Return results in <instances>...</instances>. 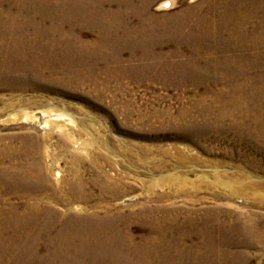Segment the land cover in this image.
Here are the masks:
<instances>
[{"label": "rangeland", "instance_id": "1", "mask_svg": "<svg viewBox=\"0 0 264 264\" xmlns=\"http://www.w3.org/2000/svg\"><path fill=\"white\" fill-rule=\"evenodd\" d=\"M0 264H264V0H0Z\"/></svg>", "mask_w": 264, "mask_h": 264}, {"label": "bare ground", "instance_id": "2", "mask_svg": "<svg viewBox=\"0 0 264 264\" xmlns=\"http://www.w3.org/2000/svg\"><path fill=\"white\" fill-rule=\"evenodd\" d=\"M34 151V150H33ZM97 168V173L94 175V178L92 180H89L90 182L96 183L97 184V190H98V194L94 195L93 198L96 201H99L100 203L99 206L101 207V202L104 200V197L107 196H111V197H116L119 195L120 193V177H118V175H113L111 176L109 174V172L106 169H103L101 167H96ZM44 172V169H43ZM44 179L45 182L47 180V175L44 172ZM183 182V181H182ZM85 183V182H84ZM83 181H81L80 175L79 173H77L76 175V180H70V181H63L64 185L66 186V191H62L63 194L62 196L64 197V208L62 210V214L63 215H70V214H78L81 215V217L79 218V220L83 221L86 220L85 216L83 215V213H90L85 206H76L78 208L77 213L74 212V208H75V202L82 199L83 198V192L82 190H84V184ZM46 185V183H45ZM64 187V186H63ZM54 190H56V188L53 186ZM84 188V189H83ZM37 192V193H36ZM36 192H34L33 197L35 196H42V193H40L38 191V189H36ZM90 195V194H89ZM32 197L27 198L28 200H30ZM35 201L33 202H29L30 204H35L38 203L39 197H35ZM49 200L46 203H50V201L53 200H59V197L53 196L51 199L48 198ZM75 204V205H74ZM34 205H29L28 209L26 210L27 214H25V211L22 213H16L13 209H11L14 213V216L21 218V217H25V218H29V220H33L34 217V212L32 209H34ZM102 209V208H101ZM100 211V210H99ZM98 211V209H96V211H93L90 213V215H92V217H95L94 219L90 220V221H98L101 219H106V214L109 213V208H106V211H104L105 215L104 216H100V212ZM7 212V211H6ZM10 212V211H9ZM108 216V215H107ZM91 219V218H90ZM85 223V222H84ZM86 224V223H85ZM91 226V225H90ZM95 226L93 225L92 228H90V230L92 231V233H95ZM64 234H70V235H76L78 237V239H85L84 236V230L80 229L78 226L76 225H72L71 223L66 224L64 227ZM73 233V234H72ZM79 249L82 250V252H88V253H93L92 250H86V248L80 247Z\"/></svg>", "mask_w": 264, "mask_h": 264}]
</instances>
